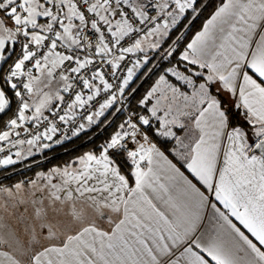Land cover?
Segmentation results:
<instances>
[{"label":"snow or ice","instance_id":"1","mask_svg":"<svg viewBox=\"0 0 264 264\" xmlns=\"http://www.w3.org/2000/svg\"><path fill=\"white\" fill-rule=\"evenodd\" d=\"M21 164L0 264H264V0H0V169Z\"/></svg>","mask_w":264,"mask_h":264},{"label":"trees","instance_id":"2","mask_svg":"<svg viewBox=\"0 0 264 264\" xmlns=\"http://www.w3.org/2000/svg\"><path fill=\"white\" fill-rule=\"evenodd\" d=\"M205 15H207V13H205ZM199 26L200 24L199 22H197V24L193 28V31L197 30ZM153 79H155V77H153ZM151 83L152 80H148L146 83H144L143 87L140 88V93H142L145 88L149 87ZM103 138H104V134L99 133V131L97 132V135L94 137L97 144L100 143V141ZM93 146L94 145L87 142L81 143L79 140H77L75 144L69 142L65 146H57L54 151H50L48 153L50 159L44 161V167L47 168L52 165L63 164L73 156L78 155L80 152L86 151L88 150V148ZM15 169L16 170L13 171L10 168L7 170V172H5V170L0 169V184L10 186L20 180L33 178L34 173L36 171L41 170L40 168H37L35 166H32L31 168H25L23 164L15 166Z\"/></svg>","mask_w":264,"mask_h":264}]
</instances>
